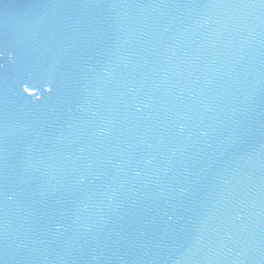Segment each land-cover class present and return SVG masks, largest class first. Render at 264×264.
Segmentation results:
<instances>
[{
  "label": "water",
  "instance_id": "1",
  "mask_svg": "<svg viewBox=\"0 0 264 264\" xmlns=\"http://www.w3.org/2000/svg\"><path fill=\"white\" fill-rule=\"evenodd\" d=\"M0 264H264V0H0Z\"/></svg>",
  "mask_w": 264,
  "mask_h": 264
}]
</instances>
